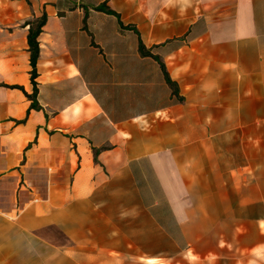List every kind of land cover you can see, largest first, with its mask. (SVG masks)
I'll list each match as a JSON object with an SVG mask.
<instances>
[{
    "label": "crops",
    "instance_id": "0c3cea01",
    "mask_svg": "<svg viewBox=\"0 0 264 264\" xmlns=\"http://www.w3.org/2000/svg\"><path fill=\"white\" fill-rule=\"evenodd\" d=\"M0 264H264V0H0Z\"/></svg>",
    "mask_w": 264,
    "mask_h": 264
},
{
    "label": "trees",
    "instance_id": "16d2710c",
    "mask_svg": "<svg viewBox=\"0 0 264 264\" xmlns=\"http://www.w3.org/2000/svg\"><path fill=\"white\" fill-rule=\"evenodd\" d=\"M95 9L100 10V11H104V12L109 13V14H113V15L118 17V14L113 9H111L106 3H102L98 6H96ZM45 21H46V13L42 12V14L39 17L25 22L26 25H29L28 34H27V41H28V47H29V51H30V64L32 67V69H31V81L33 84V92L31 94L26 93V96L29 97L30 99H32V103H31L32 108L38 107L37 103L35 102V98H36V94H37V87H36V82H35V78L37 76L36 62H37L38 55H39L38 36H39L40 32L42 31V27L45 24ZM119 24L121 26H123L121 21H119ZM128 27L133 28L136 31V29L134 27H132V26H128ZM138 48H139L140 53L143 56H152L150 51L148 49H146V47L144 46V44L142 43L141 40H139V47ZM154 58L158 59L157 56H154ZM160 65H161V68L163 70L166 82L171 87L172 92L174 94H176L177 93L176 84L168 76V74L165 70L164 64L162 62H160ZM95 152L97 153V151H95Z\"/></svg>",
    "mask_w": 264,
    "mask_h": 264
}]
</instances>
